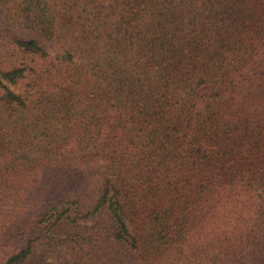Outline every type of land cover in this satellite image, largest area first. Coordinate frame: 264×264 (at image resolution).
Returning a JSON list of instances; mask_svg holds the SVG:
<instances>
[{
	"label": "trees",
	"instance_id": "1",
	"mask_svg": "<svg viewBox=\"0 0 264 264\" xmlns=\"http://www.w3.org/2000/svg\"><path fill=\"white\" fill-rule=\"evenodd\" d=\"M0 264H264V0H0Z\"/></svg>",
	"mask_w": 264,
	"mask_h": 264
},
{
	"label": "rangeland",
	"instance_id": "2",
	"mask_svg": "<svg viewBox=\"0 0 264 264\" xmlns=\"http://www.w3.org/2000/svg\"><path fill=\"white\" fill-rule=\"evenodd\" d=\"M91 222H93V219H89V220H87L85 223H86V224H90ZM63 251H65V249H61V251H60L58 254L53 255V256L49 259V261H50V262H55V261L58 259V257L60 256V254L63 253ZM68 253H69V251H68Z\"/></svg>",
	"mask_w": 264,
	"mask_h": 264
}]
</instances>
